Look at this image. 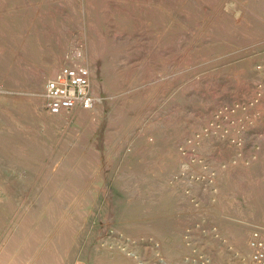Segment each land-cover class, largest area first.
Instances as JSON below:
<instances>
[{"label":"rangeland","instance_id":"obj_1","mask_svg":"<svg viewBox=\"0 0 264 264\" xmlns=\"http://www.w3.org/2000/svg\"><path fill=\"white\" fill-rule=\"evenodd\" d=\"M0 87V264H257L264 0H0Z\"/></svg>","mask_w":264,"mask_h":264},{"label":"built area","instance_id":"obj_2","mask_svg":"<svg viewBox=\"0 0 264 264\" xmlns=\"http://www.w3.org/2000/svg\"><path fill=\"white\" fill-rule=\"evenodd\" d=\"M98 102L91 90L88 70L79 65L63 67L45 87V109L52 115L78 108L91 110ZM253 247L256 251L254 259L257 264H261L264 261V237L255 235Z\"/></svg>","mask_w":264,"mask_h":264},{"label":"bare ground","instance_id":"obj_3","mask_svg":"<svg viewBox=\"0 0 264 264\" xmlns=\"http://www.w3.org/2000/svg\"><path fill=\"white\" fill-rule=\"evenodd\" d=\"M86 43H83V46H85V49L83 50V54H79L81 58L86 57L88 59V65L90 66L91 70L93 72H95L96 74L102 73V71L104 70L103 66H101V61L103 62V52L100 50L99 48V44L96 40H86ZM82 47V46H81ZM83 48V47H82ZM75 56L79 57L77 55V53L75 54ZM63 57V56H62ZM92 62V63H91ZM94 62V63H93ZM91 64H93V67H91ZM49 63L47 65V68H49L48 71L50 72H55V70L57 69L56 67H49ZM102 88L103 86L101 84H99V89ZM100 105L102 104V101L99 102ZM101 112V108L96 110L94 113H100ZM91 116H94V115Z\"/></svg>","mask_w":264,"mask_h":264}]
</instances>
